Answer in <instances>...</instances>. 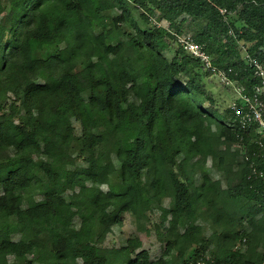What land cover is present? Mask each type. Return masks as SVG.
Instances as JSON below:
<instances>
[{"label":"trees","instance_id":"obj_1","mask_svg":"<svg viewBox=\"0 0 264 264\" xmlns=\"http://www.w3.org/2000/svg\"><path fill=\"white\" fill-rule=\"evenodd\" d=\"M185 38L259 85L264 0H0V264H264V147Z\"/></svg>","mask_w":264,"mask_h":264},{"label":"built area","instance_id":"obj_2","mask_svg":"<svg viewBox=\"0 0 264 264\" xmlns=\"http://www.w3.org/2000/svg\"><path fill=\"white\" fill-rule=\"evenodd\" d=\"M220 12L225 14L224 10ZM179 43L182 49L193 58L198 59L216 77L220 84L233 89L235 98L229 105L231 113H233L241 130L254 128L258 144L264 147V66L250 58L248 54L245 55V60L253 68L254 76L259 81V85L253 89L252 93L245 94L240 88H235L225 72L212 67L208 55L195 42L185 38L180 39ZM197 264H205V262H198Z\"/></svg>","mask_w":264,"mask_h":264},{"label":"rangeland","instance_id":"obj_3","mask_svg":"<svg viewBox=\"0 0 264 264\" xmlns=\"http://www.w3.org/2000/svg\"><path fill=\"white\" fill-rule=\"evenodd\" d=\"M211 81L213 84V88H212L213 91L215 90L220 91L221 90L220 86H223V85L220 84L217 79H213V80L211 79ZM225 87L229 88L230 90L229 91L226 90L225 92L223 91L221 93V98L224 99L226 101V104L228 105L235 98V96H234L233 89H231L228 86H225ZM223 121L226 122L225 120ZM221 197L223 199L227 198L226 188L224 185H223ZM153 222H158L157 214L153 216ZM150 229L152 230V226L150 227ZM129 237L139 238L143 243V249H146L147 251L150 252V256L152 259H156L157 257H159L162 247L160 243L158 242L155 233L151 232V233L146 234L145 232L138 231L136 228L134 219L129 214H125L123 216L122 223L118 225L117 228L114 229V232L111 235H109V237L107 238L105 242V247L118 248L119 246L123 244L124 240ZM26 242L28 246H34V247L43 248V249L50 248L49 241L46 235H42L39 237L33 236Z\"/></svg>","mask_w":264,"mask_h":264},{"label":"clouds","instance_id":"obj_4","mask_svg":"<svg viewBox=\"0 0 264 264\" xmlns=\"http://www.w3.org/2000/svg\"><path fill=\"white\" fill-rule=\"evenodd\" d=\"M187 54H188V53H187ZM191 57H192V56H191ZM194 59H195V58H194ZM234 96H235V95H234ZM232 101H233V100H232ZM232 101H231V102H232ZM231 102H230V103H231ZM230 103H229V105H230ZM228 108H229V106H228ZM229 110H230V109H229ZM233 116H234V115H233Z\"/></svg>","mask_w":264,"mask_h":264}]
</instances>
